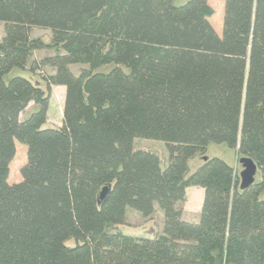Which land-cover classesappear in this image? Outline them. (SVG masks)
I'll return each instance as SVG.
<instances>
[{
    "label": "trees",
    "instance_id": "1",
    "mask_svg": "<svg viewBox=\"0 0 264 264\" xmlns=\"http://www.w3.org/2000/svg\"><path fill=\"white\" fill-rule=\"evenodd\" d=\"M212 14L207 0H0V264H264V0H224L220 35ZM135 139L163 142L167 166ZM213 143L259 179L241 191L219 158L189 173ZM189 187L203 192L195 222L176 208ZM155 206L160 235L109 232Z\"/></svg>",
    "mask_w": 264,
    "mask_h": 264
},
{
    "label": "rangeland",
    "instance_id": "2",
    "mask_svg": "<svg viewBox=\"0 0 264 264\" xmlns=\"http://www.w3.org/2000/svg\"><path fill=\"white\" fill-rule=\"evenodd\" d=\"M188 0H175L176 6L185 4ZM209 8L213 14L209 17V23L213 27L217 35L221 34L224 0H207ZM4 35V23L0 22V40ZM31 38H41L44 42H48L50 39V32L41 28H32L30 31ZM53 52L48 50L35 51L32 53L31 61H39L44 57L50 56ZM82 68L81 65L70 66V70L77 74ZM51 73L50 68H43L33 73L35 79L40 82L42 75ZM23 74V73H21ZM65 89L62 86L52 87L51 97L46 114V122L48 126H60L62 119V108L64 101ZM133 148L135 150H143L155 153L159 156L162 164V168H165L168 164V154L165 144L161 141L148 140V139H135ZM25 146L16 143V155L15 159L9 168L8 182L17 181L20 178V166L25 160ZM203 157L219 158L225 161L229 166L241 171V166L237 163L234 150L228 148L223 144H209L205 149V154L196 156L190 160L188 169L189 173L194 172L203 164ZM259 179V173L255 175V180ZM203 192L198 187H189L186 190L185 198L181 202L176 204V208L181 211V218L186 222H194L199 218V211L202 204ZM260 200H264V191L260 195ZM163 227V215L162 211L155 206L154 213L147 218L142 217L134 210L127 209L125 219L122 225L109 228V232L120 231L125 235L134 236L137 238H149L155 237L161 234ZM69 246L73 245L72 241L67 243Z\"/></svg>",
    "mask_w": 264,
    "mask_h": 264
},
{
    "label": "water",
    "instance_id": "3",
    "mask_svg": "<svg viewBox=\"0 0 264 264\" xmlns=\"http://www.w3.org/2000/svg\"><path fill=\"white\" fill-rule=\"evenodd\" d=\"M238 164L241 166V171L239 172V189L241 191L248 189L254 184L255 175L257 173V166L251 158L242 157L238 160ZM106 192L103 189L102 196ZM102 198V197H101Z\"/></svg>",
    "mask_w": 264,
    "mask_h": 264
},
{
    "label": "crops",
    "instance_id": "4",
    "mask_svg": "<svg viewBox=\"0 0 264 264\" xmlns=\"http://www.w3.org/2000/svg\"><path fill=\"white\" fill-rule=\"evenodd\" d=\"M46 124H47V122H46ZM202 190V189H201ZM195 222V221H194Z\"/></svg>",
    "mask_w": 264,
    "mask_h": 264
}]
</instances>
